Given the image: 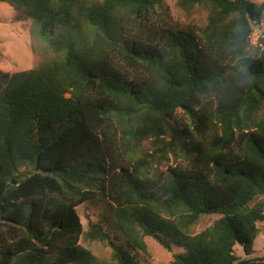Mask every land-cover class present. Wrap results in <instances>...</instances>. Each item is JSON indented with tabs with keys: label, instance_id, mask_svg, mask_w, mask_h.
I'll return each mask as SVG.
<instances>
[{
	"label": "trees",
	"instance_id": "trees-1",
	"mask_svg": "<svg viewBox=\"0 0 264 264\" xmlns=\"http://www.w3.org/2000/svg\"><path fill=\"white\" fill-rule=\"evenodd\" d=\"M166 1L0 0L32 19L56 55L0 70V264H141L146 237L182 249L172 264H239L237 245L254 254L264 33L257 47L251 36L264 5L177 0L208 14L197 29ZM168 156L174 166H154ZM96 199L114 211L106 229L91 222L85 233L78 208ZM210 215L219 218L193 234ZM82 239L109 246L111 260Z\"/></svg>",
	"mask_w": 264,
	"mask_h": 264
},
{
	"label": "rangeland",
	"instance_id": "rangeland-1",
	"mask_svg": "<svg viewBox=\"0 0 264 264\" xmlns=\"http://www.w3.org/2000/svg\"><path fill=\"white\" fill-rule=\"evenodd\" d=\"M250 1L257 6L264 5V0ZM166 6L169 8V13L172 18L180 24L194 26L197 29L207 25L208 14L204 10L196 9L191 14H188L178 5L177 0H167ZM37 31L38 26L32 19L14 10L9 4L0 2L1 71L10 74L30 71L44 62L52 61L56 58V55L50 51L47 44L39 38ZM262 33H264V11L261 23L254 25V31L251 36V44L253 47H257ZM178 118L182 122L188 121L182 111L178 112ZM143 146L144 151L148 153H152L156 149L154 140L146 141ZM175 164L176 162L173 157L168 156L166 160H162L154 166L161 171H166L170 166H174ZM260 200L264 202V197H261ZM113 211L114 208L107 199H96L81 205L78 208V213L85 233L89 231V224L91 222L100 223L106 229V220L110 218V214ZM218 218L219 216L217 215L201 217L198 224L192 228V233H200L210 227ZM258 227L259 234L254 242V254L251 257H246L240 245L235 247V254L241 261L264 258V222L260 223ZM145 242L147 252L135 253L141 264H172L174 260L173 255L182 252L181 248L174 246L172 253H170L151 237H146ZM81 244L100 260H111L112 250L109 246L99 241H90L87 239H82Z\"/></svg>",
	"mask_w": 264,
	"mask_h": 264
},
{
	"label": "water",
	"instance_id": "water-1",
	"mask_svg": "<svg viewBox=\"0 0 264 264\" xmlns=\"http://www.w3.org/2000/svg\"><path fill=\"white\" fill-rule=\"evenodd\" d=\"M15 183V182H14ZM239 264H264V258H255L250 260H244L240 262Z\"/></svg>",
	"mask_w": 264,
	"mask_h": 264
}]
</instances>
